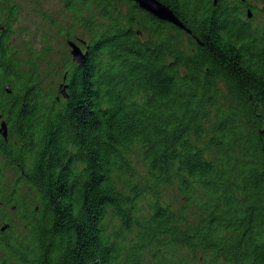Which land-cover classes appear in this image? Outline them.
<instances>
[{
    "label": "trees",
    "instance_id": "trees-1",
    "mask_svg": "<svg viewBox=\"0 0 264 264\" xmlns=\"http://www.w3.org/2000/svg\"><path fill=\"white\" fill-rule=\"evenodd\" d=\"M59 1L0 0V264H264V0Z\"/></svg>",
    "mask_w": 264,
    "mask_h": 264
},
{
    "label": "water",
    "instance_id": "water-1",
    "mask_svg": "<svg viewBox=\"0 0 264 264\" xmlns=\"http://www.w3.org/2000/svg\"><path fill=\"white\" fill-rule=\"evenodd\" d=\"M136 4L158 18L168 21L177 27L184 29L186 32L190 33V29H188L183 22L174 14V12L163 2L159 0H133ZM216 1V0H215ZM247 16H252L251 9L247 10ZM4 26L0 24V30H3ZM81 44H78L76 41L67 40L68 51L71 56V60L76 62L77 64H82L85 62L88 56V45L86 41H80ZM67 85H62L59 88V92L64 96V98L68 97V93L66 92ZM7 92H10V87L7 85L5 87ZM1 118V115H0ZM0 133L6 139L7 138V124L4 120L0 121Z\"/></svg>",
    "mask_w": 264,
    "mask_h": 264
},
{
    "label": "rangeland",
    "instance_id": "rangeland-1",
    "mask_svg": "<svg viewBox=\"0 0 264 264\" xmlns=\"http://www.w3.org/2000/svg\"><path fill=\"white\" fill-rule=\"evenodd\" d=\"M18 4H21V9H19L18 12V20L14 24L13 29H15V33L12 34L11 39L13 42H15L18 46L22 45V36H20L17 31L22 30L26 33H29L30 36H38L42 32V27L38 26V24L41 22V15L38 12V8L35 10V6L33 3H31V0H15ZM43 8L46 10V12L51 15L54 18L60 17V11L62 9V4L59 0H45L43 4ZM252 11V10H251ZM253 15V11H252ZM46 32L55 33V29L52 30L48 25H46ZM58 43H60V40H58ZM68 48V47H67ZM56 49H61L60 45H57L55 47ZM52 80L53 84L56 85V88L58 87L60 83V78L56 76L55 74H52Z\"/></svg>",
    "mask_w": 264,
    "mask_h": 264
},
{
    "label": "flooded vegetation",
    "instance_id": "flooded-vegetation-1",
    "mask_svg": "<svg viewBox=\"0 0 264 264\" xmlns=\"http://www.w3.org/2000/svg\"><path fill=\"white\" fill-rule=\"evenodd\" d=\"M247 9H249V8H247ZM251 9V8H250ZM246 17L248 18V19H252V16L251 17H248L247 15H246ZM0 31H2V30H0ZM15 194H13V196H12V198L11 199H14L15 198ZM18 198H19V196H17ZM0 204H3V201H0ZM22 205H23V201H22ZM11 207H12V209H15V205H11ZM4 223H8V222H4ZM9 224V223H8ZM7 228H8V226L6 227V229H4L2 232L3 233H5V231L7 230Z\"/></svg>",
    "mask_w": 264,
    "mask_h": 264
}]
</instances>
